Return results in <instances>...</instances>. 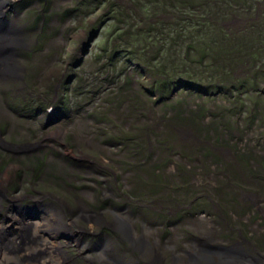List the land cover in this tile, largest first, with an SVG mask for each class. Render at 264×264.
<instances>
[{
    "label": "rangeland",
    "instance_id": "374dc122",
    "mask_svg": "<svg viewBox=\"0 0 264 264\" xmlns=\"http://www.w3.org/2000/svg\"><path fill=\"white\" fill-rule=\"evenodd\" d=\"M4 14L19 45L0 75L2 210L60 212L108 246L96 264L151 261L131 234L157 264L232 242L264 263V0H13Z\"/></svg>",
    "mask_w": 264,
    "mask_h": 264
},
{
    "label": "bare ground",
    "instance_id": "6f19581e",
    "mask_svg": "<svg viewBox=\"0 0 264 264\" xmlns=\"http://www.w3.org/2000/svg\"><path fill=\"white\" fill-rule=\"evenodd\" d=\"M12 2H13V0H0V13H4L5 9H6V5L7 4H11ZM2 11H4V12H2ZM9 26L11 28L13 27L12 25H9ZM9 28L5 32L0 34V47H1L2 44H4L3 42H9L11 44V47L19 45L18 39L16 38V40H17V42H16L14 37L12 38V36H17V34L13 33V32L11 33ZM20 35L21 34H19L18 36H20ZM8 56H10V55L8 54V55L4 56V55L0 54V75H3V73L7 75L8 73L15 71V65L13 64V62H11L12 59L10 57H8ZM6 64L10 65V66H8L9 69H7L5 67ZM2 185H3V183L0 181V196L2 194L1 192L3 191V186ZM18 208L22 209L20 206ZM31 208H32V206H31ZM8 209L11 210L12 214L15 215V219L16 220L12 217L11 214H9L10 218H12V220H14V227L15 228L19 229L20 231L27 230V228L29 230L30 228H32V231L28 235V243L29 244H28L27 248L25 249V251L22 252L21 254H19L17 257L12 256V254H11L9 259L5 258V262H6V260H10L9 262H6L5 264H14L15 260L18 261V264H29L30 262H34V258L35 257H38L41 260L44 259V261L41 262V264H58L59 260L56 257L57 255L55 254L56 250L54 248H52L51 245L49 247H46L45 244H44V243H46V240L43 239V237L37 236V234H38L37 231H38V229H41L44 233H48L49 235H52V236H49V235H47V236H49V237H51L53 239H58V238L63 239V240L66 239L67 241L70 242L72 240V238L74 237V235L78 231L77 229H74V231H73L72 228H70V227H73V225H71V222H68L67 220L64 221V217H62L61 213L57 212V211H54V210H52V211L51 210H43L45 212V214L44 213L43 214L39 213V215H34L33 214L34 216H32V215L30 216V214H26L25 211L23 212V211L15 208L14 206H11V205L8 207ZM41 209H42V207L40 208V210ZM12 220L9 219V220L5 221L4 225L5 226L8 225L7 223H11ZM84 220L87 223H88V221L94 222V221H92V218H89L88 221L86 219H84ZM96 222L97 221H95L94 225H92L90 229H92V227L96 226V224H97ZM117 225L119 226V228L123 227V225L120 224V222ZM89 226H90V224H89ZM124 229L123 230L125 232L128 231V230H126V228H124ZM79 232H81V230H79ZM131 235H132L131 238L134 239L136 243H140L141 242V237L140 236H137V235L134 236V234H131ZM4 237H7V239L9 241H11L9 234H5ZM138 237H139V239H138ZM2 238H3V236H2ZM31 242H32V244H31ZM42 242H44V243H42ZM46 245H48V244H46ZM97 246H99V245H97ZM105 248L106 247L103 246L102 248L99 249L100 250L99 251L98 247H97L98 255L101 256L100 258L104 257ZM206 249L207 248H205V246L202 247V246H198L197 245V247H195V249H194L195 252H196V259H199L201 261H203V260L204 261H209V260H211V259H209V254L212 255L214 252H215L214 253V259H212V260L217 262L218 264H223L222 263L223 261H221L219 256H222L224 261H225V258H227V257H225V255H222V254H224L226 252L225 250H220V252L218 251L220 253L219 254L216 251H214L213 249H211L210 251H209V249L207 251H205ZM241 255L242 256L244 255V251L241 252ZM241 255L239 253H237V254H235L233 256L231 255L228 258L230 259L231 262L234 263L235 261H233V260L236 259V261H237V259ZM21 258H23V260H21ZM246 259L247 258L244 259V262L246 261ZM238 263L240 264V262H238Z\"/></svg>",
    "mask_w": 264,
    "mask_h": 264
},
{
    "label": "flooded vegetation",
    "instance_id": "af4514ba",
    "mask_svg": "<svg viewBox=\"0 0 264 264\" xmlns=\"http://www.w3.org/2000/svg\"><path fill=\"white\" fill-rule=\"evenodd\" d=\"M3 43H5V42H3ZM1 50L2 49L0 48V51ZM2 202H4V201L0 200V203H2ZM104 207H106V206H104ZM177 222H179V221L176 220V223ZM95 233L100 235L97 232H95ZM6 234L10 235L9 232H6ZM85 234L88 235V232H86V231H83V232L82 231L81 232L77 231V233L74 235V237L72 238V240L70 242H68L66 244L65 243L64 244H58V247H59L58 248V253H59V257L62 260V264H79V263H77V260H83V261H85L88 264H96L95 263V259H100L103 262V259L108 258V255H109L108 246L105 248V252L106 253H105L104 257L100 258L101 256L98 255V250H99L100 247L97 246V244H99V245L101 244V242H99L100 240L93 241L92 238H91L93 235H91V236L88 235L89 237L83 238ZM134 236H135V234H134ZM171 236H172V232L168 231L166 237L165 236L164 237H159L157 240L155 239V241L152 242V243H154L156 245V243H161L162 240L168 239ZM188 238H190V237L188 236ZM131 241H132V242H130L131 246H129V248H131L133 251L136 250V251H140L142 253V250L146 247L148 252H152L154 254V255H149L151 257V261L146 260V262H141V264H157L161 260L160 254H157V252H155V250L157 248L156 249L155 248L154 249L150 248L149 247L150 243L144 242L145 240H141V243H139V245H137V244H135L136 242H135L134 239H132ZM28 244L29 243H28V240H27V242L24 245V247L20 248L19 246H15V244H14V242L12 240L11 241L8 240L6 242L5 247H4V253H2V256H1V259H0V264H5L6 262H9L10 260H6V262H5V258L9 259L11 254H12V256L17 257L19 254H21L22 252L25 251V249L27 248ZM175 244H177V242H174L173 246ZM210 245L211 244H209V246ZM179 246H180V242H179V245L177 247H179ZM214 246H217V245H214ZM97 247H98V250H97ZM195 247H197V245L196 244L194 245L192 243L191 246H190V249L187 250V253H185L184 251L182 252V254H184L186 256L187 260L190 259L189 263L191 262L192 264H199V263L215 264V263H212V262L208 263L206 261L196 260V252L194 250ZM212 247H213V245H212ZM192 250H194V252H195V256L194 257H192V254H193V252H191ZM231 250H237L239 252V254H241V252L244 251V250H242L240 248V244H238V243L235 244V242L231 243ZM117 251L120 253L123 250H122L121 247L120 248L118 247ZM92 252L96 253V257H93V256H92V258L86 257L87 254H89V256L91 257ZM246 253H247V251H246ZM172 256H173V258H172L173 263L175 264L176 256H174V255H172ZM243 256L245 258H247V260H249V261L254 257V256L253 257L249 256L248 253L246 254V256L245 255H243ZM243 256L242 255L239 256L237 261H236V259H234L233 260V261H235L234 264H239L238 262H240V264L244 263V259L245 258ZM219 258L221 259V261H224L222 256H219ZM21 260H23V258H21ZM262 260H264V259H262ZM111 261H112V264H117V263H115V261H118L120 264H130L129 262H125V261L123 262L122 260H118L116 258L114 260H111ZM185 263H187V262H185ZM14 264H18V261L15 260ZM107 264H110V263H107Z\"/></svg>",
    "mask_w": 264,
    "mask_h": 264
},
{
    "label": "water",
    "instance_id": "95a60500",
    "mask_svg": "<svg viewBox=\"0 0 264 264\" xmlns=\"http://www.w3.org/2000/svg\"><path fill=\"white\" fill-rule=\"evenodd\" d=\"M1 27H3L2 26V24H0V28ZM88 46H89V44H88ZM87 46V47H88ZM230 248H231V246L230 247H224V246H220V247H211V249H213L214 251H216V252H218V251H220V250H225L226 252H229L230 251ZM219 253V252H218ZM220 254V253H219Z\"/></svg>",
    "mask_w": 264,
    "mask_h": 264
}]
</instances>
